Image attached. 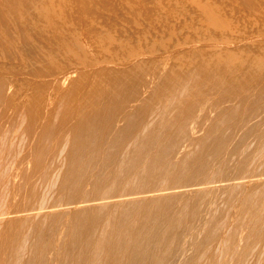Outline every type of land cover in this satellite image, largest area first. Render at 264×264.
<instances>
[{
	"label": "bare ground",
	"instance_id": "bare-ground-1",
	"mask_svg": "<svg viewBox=\"0 0 264 264\" xmlns=\"http://www.w3.org/2000/svg\"><path fill=\"white\" fill-rule=\"evenodd\" d=\"M0 264H264V0H0Z\"/></svg>",
	"mask_w": 264,
	"mask_h": 264
}]
</instances>
